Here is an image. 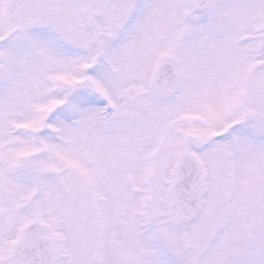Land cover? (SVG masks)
<instances>
[{"label":"snow or ice","instance_id":"obj_1","mask_svg":"<svg viewBox=\"0 0 264 264\" xmlns=\"http://www.w3.org/2000/svg\"><path fill=\"white\" fill-rule=\"evenodd\" d=\"M0 264H264V0H0Z\"/></svg>","mask_w":264,"mask_h":264}]
</instances>
